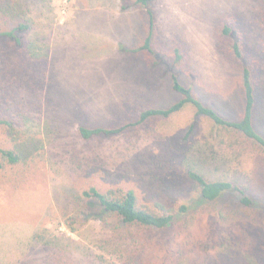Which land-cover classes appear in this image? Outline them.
Segmentation results:
<instances>
[{
    "label": "rangeland",
    "instance_id": "1",
    "mask_svg": "<svg viewBox=\"0 0 264 264\" xmlns=\"http://www.w3.org/2000/svg\"><path fill=\"white\" fill-rule=\"evenodd\" d=\"M151 8L152 51H134L150 27L147 10L131 0L18 5L16 15L32 19L34 27L20 34L22 45L0 38V113L18 114L19 134L12 142L23 145L25 157L0 171V264H161L181 245L187 249L183 264H264L259 213L225 229L215 208L195 203L126 262L112 252L116 240L99 218L74 216L80 186L155 190L167 183L174 189L172 180L186 183V168L230 180L264 206V150L207 118L197 119L194 136L184 141L194 119L190 105L168 120L153 119L117 135L81 136L83 126L132 123L147 107L176 102L181 95L172 87L174 75L206 104L238 119L245 105L244 64L253 72L255 127L264 136V0H154ZM12 21L0 10V31ZM29 39L37 59L30 56ZM236 41L243 61L233 50ZM6 141L0 130V144ZM237 198L226 195L219 208L233 213ZM247 227L256 240L250 248L242 235ZM225 233L230 250H224L228 240L221 241Z\"/></svg>",
    "mask_w": 264,
    "mask_h": 264
},
{
    "label": "trees",
    "instance_id": "2",
    "mask_svg": "<svg viewBox=\"0 0 264 264\" xmlns=\"http://www.w3.org/2000/svg\"><path fill=\"white\" fill-rule=\"evenodd\" d=\"M22 1L0 0V10H2L4 16L14 19L12 21L13 24L11 22L12 27L10 29L0 31V38L14 40L17 45H22L24 41L20 34L22 32L31 33L32 27H34L32 19L22 17L21 14L16 15V12L19 10L18 5ZM131 1L136 6L147 10L150 27L148 37L134 51H152L156 27L155 12L151 8L154 0ZM231 30V27L228 25L224 28L226 34L231 33ZM31 43L29 39L30 56L37 59L39 54H35V51L31 50ZM233 50L237 58L243 61L242 46L238 41L234 44ZM16 70H19L18 67H16ZM172 82L174 91L180 94L181 97L168 107H147L141 112L137 121L116 127L100 126L89 128L83 126L80 128L81 136L84 139H90L98 135H117L131 126H139L153 119L168 120L181 112L186 106L190 105L194 110V119L184 132V141L188 142L194 136L196 132V120L207 118L213 123L214 127L224 133H236L251 141L258 149L264 150V136L255 127L257 95L253 72L247 64L243 65L242 75L245 105L243 113L238 119H229L218 112L213 106L206 104L195 93L193 87L185 86L178 76L174 75ZM4 106L8 107L6 105ZM17 115H10V113L0 115V130H4L7 137L6 143L0 144V171H3L7 167L17 166L24 161L23 145L12 142L13 139L15 141V138L17 140L19 134V130L16 127ZM185 171L186 183L178 184L172 180L171 183L174 185V189L169 188L167 183H164V185L155 190H139L135 187L126 188L118 185L101 187L95 183L80 186L74 195V202L77 204L74 216L77 218L87 214L89 218L91 216L93 218H99L103 224V228L109 231L110 238L116 240L114 243L115 246L111 249L112 252L114 251L125 262L127 258L131 260L136 256L139 257L144 252L141 250L148 249L147 241L153 242L152 237L157 235V232L169 229L176 219L180 215L189 212L195 203L208 207L209 209L215 208V218H217L219 224L225 229L232 228L234 222H239V218L243 219V215L254 217L259 213L264 221V206L258 204V201L249 191L224 178L211 179L204 173L193 168H186ZM230 194H236L238 197L236 200V210L233 213L228 211L226 206L219 208L220 200ZM242 233L247 248H250L249 245H255L256 240L251 234L253 233L251 228L247 227L242 230ZM225 236L226 233L221 236V241L228 240L229 246H226L224 250H230L231 244L229 238H225ZM158 243L163 246V240L158 241ZM184 251H187V249L181 245L173 256L166 257L163 261H160L161 264H183L187 254ZM236 254L234 253V260L237 257ZM142 262L141 264H145Z\"/></svg>",
    "mask_w": 264,
    "mask_h": 264
}]
</instances>
